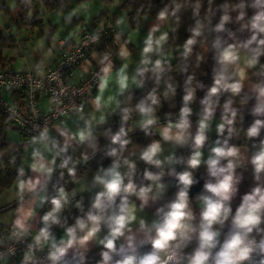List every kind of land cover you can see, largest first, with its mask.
I'll list each match as a JSON object with an SVG mask.
<instances>
[{
    "label": "clouds",
    "instance_id": "obj_1",
    "mask_svg": "<svg viewBox=\"0 0 264 264\" xmlns=\"http://www.w3.org/2000/svg\"><path fill=\"white\" fill-rule=\"evenodd\" d=\"M0 8L20 26L51 12L71 29L60 39L45 28L12 50L18 72L0 75V95L28 88L23 105L0 101V158L11 154L12 171L0 193V264H264V0H133L94 27L101 13L90 2ZM8 23L0 13V29L23 35ZM64 48L75 49L67 63L79 62V77L52 70Z\"/></svg>",
    "mask_w": 264,
    "mask_h": 264
},
{
    "label": "crops",
    "instance_id": "obj_2",
    "mask_svg": "<svg viewBox=\"0 0 264 264\" xmlns=\"http://www.w3.org/2000/svg\"><path fill=\"white\" fill-rule=\"evenodd\" d=\"M74 1H75V4H74L73 0H70L69 4L67 5V9L74 8V7H76V5H79L78 4L79 2H81V1H76V0H74ZM100 1H101L103 6L99 7L98 10H96V11H98L100 13L103 12V11H106V17H110V18L115 19L116 17L128 12L127 9H121L119 7V5H117L115 7H110V5L113 4V1H111L110 3L107 4V5H109V7H105V5L103 4L102 0H100ZM85 2H87V0H83L81 3H85ZM0 13H2L3 15H7L8 16L9 23L5 25V29H7V31L23 33V35L21 37H18L17 39H14L15 40L14 45H12L11 47L5 48L3 50V52H2L4 62L5 63H9L15 70H19L21 68L22 61L18 60L17 57L12 54V50L13 49H16V48L25 49L29 45H34V44L38 43L41 40V38H43V36L45 34V28H48V27H50L53 32H58L60 39H63L64 36L67 35V32L71 30L70 28H66L63 31H60L61 25L57 23L56 18L51 14V12L49 13V18L47 19L46 23H40L38 21L37 22L38 24H36L34 26H31V27L20 26L21 17H16V16L11 17L10 15H8L6 9L0 8ZM94 18H96V17L93 16L91 18V21H90L91 23L94 20ZM140 34L143 35L144 33L141 32ZM0 35H2L3 37H8V36L13 37L10 33L6 32L4 29H0ZM46 44H47V46H51V42L50 41H47ZM58 51H59V49L57 50L56 58H57V55H58ZM89 58H90V56H89ZM5 96L10 102L13 99H15V101L19 102L21 105L23 103L22 96L19 97L18 95H15V97H12V96H9L7 94H5ZM45 101H46L45 98H41L40 99V104L43 105L45 103ZM214 135H215V133H212V136H214ZM199 173H200L201 176H203L204 169L201 168ZM252 185H253V178H252V175H251V170L249 169L248 171L244 172V180H243V182L240 185V193L243 194V193L247 192ZM174 192H175V189L174 188H170L168 193H167V197L171 198L172 195L174 194ZM199 192H197V193H199ZM196 194L192 195L191 197H195ZM238 203H239V198H237V200L234 201L233 208H235L236 204H238ZM194 207H195V204H194ZM153 211H154V209L146 210V215H147V217L149 219L152 218V212ZM197 211H198V209H197ZM96 251L97 250L94 249L90 253V257L98 258V257H96ZM93 264H94V261H93Z\"/></svg>",
    "mask_w": 264,
    "mask_h": 264
},
{
    "label": "trees",
    "instance_id": "obj_3",
    "mask_svg": "<svg viewBox=\"0 0 264 264\" xmlns=\"http://www.w3.org/2000/svg\"><path fill=\"white\" fill-rule=\"evenodd\" d=\"M76 1H83V0H76ZM112 0H106V3H110ZM50 2L53 3V6H55V3L58 2V0H50ZM70 0H65V4L66 6L69 4ZM103 4L104 0H102ZM219 2V0H218ZM0 3H3V0H0ZM156 4L160 3V0H155ZM119 7L121 9H127L128 12L132 9L133 7V0H120V3L118 4ZM131 15V13H130ZM106 17V11L101 12V18ZM94 20H98L97 18H94ZM93 20V21H94ZM38 21H36L35 23H37ZM187 34L183 31V29H181L180 32V37H181V42L183 41V39L185 38ZM111 36L107 37V39H110ZM15 40L13 37L8 36V37H3L2 35H0V66L4 65V59H3V55L2 52L5 48L11 47L12 45H14ZM206 83H210V79L209 78H204ZM16 95H18L19 97H21V92L19 90H16ZM202 95V93L200 94ZM179 102V96L177 97V103ZM167 108V106H165ZM3 113L0 111V154H2L5 151V147L7 146V139H6V130L3 126ZM251 122V117L250 116H246L245 119V126H247L248 123ZM213 138H215V135L213 136ZM137 139L142 141V136L140 134H137ZM10 155H6L2 158H0V193H2L4 190H6L10 183H11V175H12V171L9 167V163L8 160L10 158ZM105 163L107 164V161H105ZM94 166V165H93ZM140 168H143L144 165L141 162L139 164Z\"/></svg>",
    "mask_w": 264,
    "mask_h": 264
},
{
    "label": "built area",
    "instance_id": "obj_4",
    "mask_svg": "<svg viewBox=\"0 0 264 264\" xmlns=\"http://www.w3.org/2000/svg\"><path fill=\"white\" fill-rule=\"evenodd\" d=\"M101 20L105 23H108V22H114L115 19L113 18H110V17H103L101 18L100 20H94L92 21V26H99V23L101 22ZM111 36L110 33H106V38ZM82 53H83V56L85 58H89V56L91 55V49H88V48H84L81 50ZM75 53V49L72 48V49H69V48H64V49H59L58 51V55H57V58L55 60V62L53 63L52 65V70H56L58 68L61 67V65H64V70H63V76L67 79L69 77H71L73 74H75L77 77H79L80 75V71H79V62L77 63H73V64H68L67 63V58L68 57H71L73 56ZM18 72V70H15L9 63H5L4 65L0 66V75L4 76L5 78H7L10 74H16ZM73 84L75 85L76 84V81H73ZM83 85L81 84V87ZM21 92V95H22V98H23V103H26L27 101V91H28V88H27V85H24L23 87L17 89ZM41 98H45L47 100V97L46 96H41V94H37V102H38V105H41L40 104V99ZM0 101H3V102H10L5 94L3 95H0ZM0 111L3 113L4 112V106H3V103L0 102ZM21 131H23V129L21 128L20 129Z\"/></svg>",
    "mask_w": 264,
    "mask_h": 264
},
{
    "label": "rangeland",
    "instance_id": "obj_5",
    "mask_svg": "<svg viewBox=\"0 0 264 264\" xmlns=\"http://www.w3.org/2000/svg\"><path fill=\"white\" fill-rule=\"evenodd\" d=\"M112 1L114 3V0H112ZM73 2L75 4V1L74 0H73ZM81 2H79L78 4H80ZM87 2H90V6H91V8H92L93 11H96V10H98L99 7H102L103 6L100 0H87ZM76 6H78V5H76ZM5 135H6V139H8L9 132L7 130H6Z\"/></svg>",
    "mask_w": 264,
    "mask_h": 264
},
{
    "label": "water",
    "instance_id": "obj_6",
    "mask_svg": "<svg viewBox=\"0 0 264 264\" xmlns=\"http://www.w3.org/2000/svg\"><path fill=\"white\" fill-rule=\"evenodd\" d=\"M197 176L201 177L200 173H198ZM202 187H203V180L201 179L199 184H196L192 187L190 191V197L196 194L197 192H199L200 190H202Z\"/></svg>",
    "mask_w": 264,
    "mask_h": 264
}]
</instances>
